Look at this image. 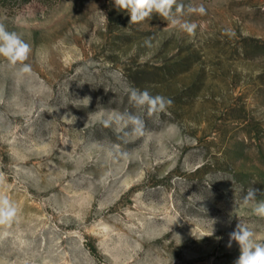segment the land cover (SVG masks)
<instances>
[{
    "label": "rangeland",
    "instance_id": "374dc122",
    "mask_svg": "<svg viewBox=\"0 0 264 264\" xmlns=\"http://www.w3.org/2000/svg\"><path fill=\"white\" fill-rule=\"evenodd\" d=\"M176 5L129 23L114 0H0L33 70L0 57V192L18 208L0 264H234L239 222L264 242L241 203L264 200V0ZM130 88L173 103L149 116ZM128 113L143 135L105 126Z\"/></svg>",
    "mask_w": 264,
    "mask_h": 264
},
{
    "label": "clouds",
    "instance_id": "9594fccd",
    "mask_svg": "<svg viewBox=\"0 0 264 264\" xmlns=\"http://www.w3.org/2000/svg\"><path fill=\"white\" fill-rule=\"evenodd\" d=\"M114 5L118 10L126 11L130 14L129 23H139L156 13L164 18H169L172 14L173 6L176 0H114ZM183 5H176V10L182 11ZM189 11L206 15L207 9L203 4L190 7ZM175 24L177 21L172 20ZM182 28L190 34H194L197 24L185 22ZM31 48L16 32H10L4 24H0V57H2L9 66L17 68L19 75H31L33 70L30 64L25 63L28 60ZM107 91V90H105ZM130 102L139 109L146 110L149 116H154L165 112L173 101L161 95H151L148 90L140 91L135 88L128 89ZM88 101L90 98H86ZM90 115V113H89ZM66 115L62 119H74L75 116ZM113 121L119 125L121 121L132 126V134H144V120L141 116L135 114L116 115L105 120V126H109ZM119 130V129H117ZM4 183V174L0 172V185ZM257 190L249 188L242 197L241 203L244 206L252 205V212L258 217L264 218V200L257 202ZM18 215L17 206L3 192H0V225L10 226ZM233 215V213H232ZM235 241L239 245L240 255L234 261V264H264V242H258L255 239V233L248 226L238 223L234 231L229 233L227 247L232 246Z\"/></svg>",
    "mask_w": 264,
    "mask_h": 264
}]
</instances>
